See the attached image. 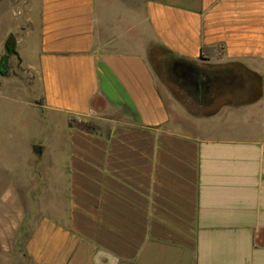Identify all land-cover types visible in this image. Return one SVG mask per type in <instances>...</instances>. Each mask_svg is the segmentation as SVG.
Instances as JSON below:
<instances>
[{"label": "crops", "instance_id": "crops-1", "mask_svg": "<svg viewBox=\"0 0 264 264\" xmlns=\"http://www.w3.org/2000/svg\"><path fill=\"white\" fill-rule=\"evenodd\" d=\"M8 1L0 46L35 26L38 107L66 124L62 154L37 159L50 186L28 193L30 261L264 264V0ZM154 45L236 82L189 121L158 87Z\"/></svg>", "mask_w": 264, "mask_h": 264}, {"label": "rangeland", "instance_id": "rangeland-1", "mask_svg": "<svg viewBox=\"0 0 264 264\" xmlns=\"http://www.w3.org/2000/svg\"><path fill=\"white\" fill-rule=\"evenodd\" d=\"M16 5L22 8L20 4ZM14 9L8 0L0 1V30L9 20L12 19L13 23ZM32 31L30 34L25 29L13 31L12 34L20 38L16 46L17 57L0 46V57L8 55V72L0 76V201L11 191L22 196V204L26 208L17 211L0 209V264H33L25 251L30 226L25 225L28 219L23 215H29L28 207L32 206L28 193L33 198L37 189L50 186L49 180L41 179L37 173V159L42 156L43 161H47L49 156H60L66 142L65 121L55 117L53 122L52 115L38 107L39 84L34 71L26 68L29 62H34L37 46L35 26ZM148 60L166 102L185 113L189 121L211 114L218 106L219 98L199 100L168 77V61L159 46L150 48ZM227 92L224 93V101L228 100ZM77 124L91 129L99 127L95 121H76ZM34 146H44V152L35 153Z\"/></svg>", "mask_w": 264, "mask_h": 264}, {"label": "flooded vegetation", "instance_id": "flooded-vegetation-1", "mask_svg": "<svg viewBox=\"0 0 264 264\" xmlns=\"http://www.w3.org/2000/svg\"><path fill=\"white\" fill-rule=\"evenodd\" d=\"M166 72L172 81L203 101L231 88L236 82L234 74L227 70H211L184 60L168 61Z\"/></svg>", "mask_w": 264, "mask_h": 264}, {"label": "water", "instance_id": "water-1", "mask_svg": "<svg viewBox=\"0 0 264 264\" xmlns=\"http://www.w3.org/2000/svg\"><path fill=\"white\" fill-rule=\"evenodd\" d=\"M4 49H5V51L8 54L17 55V52H16V37L13 34H11L7 38V40L5 41V43H4ZM33 151L35 153H38V154H40L42 152L41 148L38 147V146H34L33 147Z\"/></svg>", "mask_w": 264, "mask_h": 264}, {"label": "trees", "instance_id": "trees-1", "mask_svg": "<svg viewBox=\"0 0 264 264\" xmlns=\"http://www.w3.org/2000/svg\"><path fill=\"white\" fill-rule=\"evenodd\" d=\"M8 72V55L4 54L0 57V76H5Z\"/></svg>", "mask_w": 264, "mask_h": 264}]
</instances>
